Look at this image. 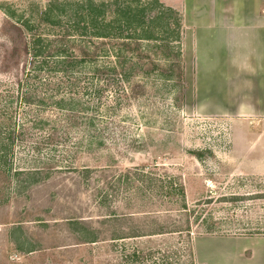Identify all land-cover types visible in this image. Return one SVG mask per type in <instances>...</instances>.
Returning <instances> with one entry per match:
<instances>
[{
	"label": "rangeland",
	"instance_id": "rangeland-1",
	"mask_svg": "<svg viewBox=\"0 0 264 264\" xmlns=\"http://www.w3.org/2000/svg\"><path fill=\"white\" fill-rule=\"evenodd\" d=\"M182 14V0H0V162L55 167L26 194L0 170V264L186 262L184 235L78 245L66 230L71 215L117 228L101 223L115 206L188 213L193 248L207 231L264 237V119L185 68ZM52 131L65 143L46 146Z\"/></svg>",
	"mask_w": 264,
	"mask_h": 264
},
{
	"label": "crops",
	"instance_id": "crops-1",
	"mask_svg": "<svg viewBox=\"0 0 264 264\" xmlns=\"http://www.w3.org/2000/svg\"><path fill=\"white\" fill-rule=\"evenodd\" d=\"M182 3L185 68L238 100L235 114L264 119V0ZM194 253L199 264H264V237L199 236Z\"/></svg>",
	"mask_w": 264,
	"mask_h": 264
},
{
	"label": "trees",
	"instance_id": "trees-1",
	"mask_svg": "<svg viewBox=\"0 0 264 264\" xmlns=\"http://www.w3.org/2000/svg\"><path fill=\"white\" fill-rule=\"evenodd\" d=\"M25 45L27 46V42H25ZM182 77V71L180 70L179 79ZM40 116V117H39ZM38 116V121L34 120V124L37 125L38 123L42 122L41 115ZM79 119H82L80 114L78 113H69L66 117L67 126L70 127L74 123H78L76 121H79ZM67 138V133H61V132H54L52 131L50 134L44 137L43 142L47 145H56L59 142L65 143V140ZM52 147V146H50ZM37 149V148H35ZM34 149V150H35ZM197 156H200V152H195ZM4 159L2 162H0V170L4 171V175L10 176L11 178L15 179V182L17 184V192L18 193H24L29 192L32 189V186L36 183H38L41 179L47 180L51 176V172L55 167L52 165H43L41 169H36L35 167H19L16 169H12L9 161L8 151L4 153ZM47 178V179H46ZM98 195L101 196V192L98 189H96ZM181 194H183V187L180 186ZM112 196V195H111ZM109 196V198H111ZM103 198V199H102ZM101 202L99 205L105 206V203L108 202V196L102 197ZM238 197H232L231 202L238 201ZM126 202V201H122ZM127 205V202L124 203ZM110 204H107L106 207L109 208ZM115 210L112 211L110 214L107 215V218L102 217L101 220L104 225L110 226L113 222L117 224V228L113 227L112 229H108V231H102L99 227H95L91 222H88L89 220L85 221L82 217H79L77 215H71L70 217H66L64 222L66 226V230L70 235L75 239V241L79 244H93L98 241H105V240H122V239H133V238H141L146 237L148 239H151L154 236L159 235H171V234H178V235H184L186 237V240L189 241L188 247L184 249V255L181 253V255H186V262L183 264H196L195 261V253L193 248V242H192V223L190 220V216L187 213V218L185 221V226L180 225L178 226L174 220H171V214L172 210L166 209L163 211L164 213H160L158 211H148V212H141L138 215H135V213H124L119 212L120 207L115 206ZM188 212V211H187ZM211 220V219H210ZM209 220V221H210ZM212 223V220H211ZM20 224H17V227H19ZM126 226V228H125ZM126 229L128 232H125ZM206 235H213L215 232L207 231L205 232ZM216 235V234H215ZM31 240V237L29 238ZM150 241V240H149ZM28 238L27 236L23 237V239L18 238V248H20L21 252H32L36 249H30L27 244ZM181 252V251H180ZM178 252H174L175 256ZM169 255H166V257ZM171 264V263H168Z\"/></svg>",
	"mask_w": 264,
	"mask_h": 264
}]
</instances>
